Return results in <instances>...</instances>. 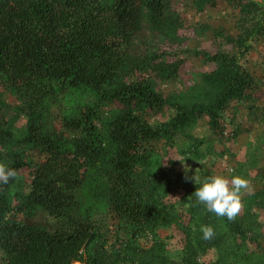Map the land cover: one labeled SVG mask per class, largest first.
Listing matches in <instances>:
<instances>
[{"label": "trees", "instance_id": "trees-1", "mask_svg": "<svg viewBox=\"0 0 264 264\" xmlns=\"http://www.w3.org/2000/svg\"><path fill=\"white\" fill-rule=\"evenodd\" d=\"M229 1L239 9L235 35L189 22L187 13L217 0H0V82L27 116L26 135L16 139L0 103V163L18 173L0 183V264H169L158 242L150 244L161 227L181 245V264L221 263L201 259L204 249L220 250L217 236L192 235L191 221L180 229L183 219L164 191L156 194L150 167L160 162L158 143L187 138L186 127L200 119L223 136L226 110L255 84L242 60L264 38V6ZM178 78L181 92L161 90ZM84 96L92 102L63 116L70 139L40 130L49 99ZM261 185L264 193V170ZM38 208L59 227L18 219ZM95 209L111 215L124 237L100 239Z\"/></svg>", "mask_w": 264, "mask_h": 264}, {"label": "rangeland", "instance_id": "rangeland-1", "mask_svg": "<svg viewBox=\"0 0 264 264\" xmlns=\"http://www.w3.org/2000/svg\"><path fill=\"white\" fill-rule=\"evenodd\" d=\"M186 15L191 23H209L212 28L233 35L237 32L235 23L239 9L229 0H217L215 7L203 12L191 10ZM194 62L189 60L191 66ZM242 65L253 73L255 84L242 101L226 110L223 136L212 133L207 128L205 119H200L186 127L185 132L189 135L187 138L179 136L166 148L158 143L156 147L161 159L157 166L150 167L156 174L153 179L158 187L156 194L158 189L164 191V200L173 204L171 211L183 219L178 222L180 229L191 221L194 236L203 235L202 228L205 226L214 230L220 250L204 249L201 259L206 262L222 258L220 264H242L250 256L246 264H264V193L261 185L264 170V38L243 58ZM184 85V81L178 78L164 84L161 90L164 93H179ZM91 102L88 96L78 99H49L40 118L36 119L37 125L41 131L55 139L68 140L71 134L64 126V114ZM0 103L4 107L3 111H6L5 128L16 139L24 138L27 132L24 106L4 81L0 82ZM28 155L35 161L39 159L38 154L30 152ZM214 175H223L229 180L232 176L239 175L249 181L248 189L241 192L242 206L235 220L218 217L195 199L196 187L206 177ZM19 180L22 190L27 192L30 178L25 170L20 172ZM18 219L28 226L40 225L55 229L60 225L58 219L40 208L30 216L19 214ZM91 220L102 240L111 243L125 235L123 229L117 226L116 220L105 211L93 210ZM170 230L165 227L157 229L156 235L149 237L150 244L153 239L158 242V252L172 260L169 264H181V245ZM138 242L147 244L149 241H146V237H141Z\"/></svg>", "mask_w": 264, "mask_h": 264}, {"label": "clouds", "instance_id": "clouds-1", "mask_svg": "<svg viewBox=\"0 0 264 264\" xmlns=\"http://www.w3.org/2000/svg\"><path fill=\"white\" fill-rule=\"evenodd\" d=\"M17 176L14 168L0 163V183L7 184ZM248 186L249 181L239 175L232 176L231 180L223 175H214L206 177L200 186L196 187L194 196L207 211L215 213L218 217L235 220L242 206L241 192L247 190ZM202 232L204 240H211L215 234L209 226L203 227Z\"/></svg>", "mask_w": 264, "mask_h": 264}, {"label": "crops", "instance_id": "crops-1", "mask_svg": "<svg viewBox=\"0 0 264 264\" xmlns=\"http://www.w3.org/2000/svg\"><path fill=\"white\" fill-rule=\"evenodd\" d=\"M258 2L264 6V0H258Z\"/></svg>", "mask_w": 264, "mask_h": 264}]
</instances>
